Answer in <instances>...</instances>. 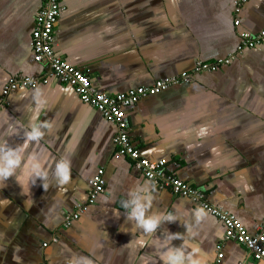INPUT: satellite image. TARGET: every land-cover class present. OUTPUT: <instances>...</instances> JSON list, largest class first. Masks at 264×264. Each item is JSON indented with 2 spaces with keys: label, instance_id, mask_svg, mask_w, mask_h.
<instances>
[{
  "label": "crops",
  "instance_id": "crops-1",
  "mask_svg": "<svg viewBox=\"0 0 264 264\" xmlns=\"http://www.w3.org/2000/svg\"><path fill=\"white\" fill-rule=\"evenodd\" d=\"M60 3L53 52L107 95L190 73L234 54L241 32L264 29V0H249L237 16L233 0ZM40 7L0 0V97L10 77L47 74L31 48ZM125 120L142 157L163 161L248 234L264 224V44L141 100ZM115 132L54 79L8 96L0 113V264H264L225 241L222 222L198 203L154 188L116 155ZM100 169L104 192L64 228Z\"/></svg>",
  "mask_w": 264,
  "mask_h": 264
},
{
  "label": "built area",
  "instance_id": "built-area-1",
  "mask_svg": "<svg viewBox=\"0 0 264 264\" xmlns=\"http://www.w3.org/2000/svg\"><path fill=\"white\" fill-rule=\"evenodd\" d=\"M249 0H233V12L237 16L242 6ZM62 7L60 0H41V7L34 19L32 30L31 48L33 60L36 64L43 65L47 69L44 77H10L4 84L0 97V113L6 105V99L18 89H35L39 84H46L47 79H54L59 83L71 87L79 101L96 110L105 120L115 127L112 144L116 155L127 157L133 168L143 176L154 188L167 190L175 196L191 199L200 207L218 218L224 226V240L234 241L242 245L250 256L256 261H264V224L250 235L239 221L226 212L210 206L204 200L202 191L191 188L177 177L168 174L164 170L163 161L151 162L142 157L139 149L129 138L128 124L125 120V112L143 99L156 96L168 88L182 83H190L194 76L203 72H216L222 66L229 64L246 49L254 48L264 44V29L256 34L241 32L239 43L234 54L213 62L196 63L190 73L155 81L151 86L138 87L126 93L107 95L96 90L90 82L88 73L76 69L56 56L52 49L54 29L57 25ZM235 28L239 27L240 20L233 22ZM105 181L103 170H97L95 175L88 181V192L84 202L76 204L74 211L64 219V228L70 226L71 222L78 220L84 214L87 207L104 192ZM44 244L43 247H46ZM220 251V247L217 248ZM222 254L217 255V261Z\"/></svg>",
  "mask_w": 264,
  "mask_h": 264
},
{
  "label": "clouds",
  "instance_id": "clouds-1",
  "mask_svg": "<svg viewBox=\"0 0 264 264\" xmlns=\"http://www.w3.org/2000/svg\"><path fill=\"white\" fill-rule=\"evenodd\" d=\"M31 138H35L37 136L40 135V132L38 129L33 128L32 132L29 134ZM7 167V165H6ZM59 174L63 177V179H67V165L66 164H62L59 167ZM153 225L151 223L148 224V227L151 228Z\"/></svg>",
  "mask_w": 264,
  "mask_h": 264
},
{
  "label": "snow or ice",
  "instance_id": "snow-or-ice-1",
  "mask_svg": "<svg viewBox=\"0 0 264 264\" xmlns=\"http://www.w3.org/2000/svg\"><path fill=\"white\" fill-rule=\"evenodd\" d=\"M202 131V130H201Z\"/></svg>",
  "mask_w": 264,
  "mask_h": 264
}]
</instances>
